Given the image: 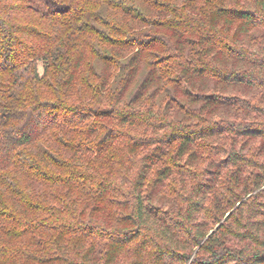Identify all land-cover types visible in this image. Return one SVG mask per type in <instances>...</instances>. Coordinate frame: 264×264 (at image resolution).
I'll list each match as a JSON object with an SVG mask.
<instances>
[{"label":"trees","instance_id":"obj_1","mask_svg":"<svg viewBox=\"0 0 264 264\" xmlns=\"http://www.w3.org/2000/svg\"><path fill=\"white\" fill-rule=\"evenodd\" d=\"M263 104L264 0H0V264H264Z\"/></svg>","mask_w":264,"mask_h":264},{"label":"rangeland","instance_id":"obj_2","mask_svg":"<svg viewBox=\"0 0 264 264\" xmlns=\"http://www.w3.org/2000/svg\"><path fill=\"white\" fill-rule=\"evenodd\" d=\"M250 94L251 93L246 94L247 99H250V98H248V96ZM252 94H254V93H252ZM251 96H249V97H251ZM258 97H262V94H259ZM255 103H257V101H255ZM261 106L264 107V104L261 105ZM238 141L239 142H237V144H236V147H237L236 151L240 152V148L239 147L244 145V140H238ZM256 141L257 140L247 141L246 145H248V147H251V151L248 152V150H244L245 152H243V154H247L246 155L247 158H249L251 161L256 162L258 165H260L262 167V169H264V152H263L262 155L257 156V157H255L254 154H253V151L255 149H257L259 147V145H261L260 141L259 142H256ZM217 159H222V156H220ZM253 171L255 173L258 172V170H256L255 168L253 169ZM263 194H264V182H263V185L261 186V188H258L256 190L251 191L250 193H247L238 203H236V204L234 203V205L232 206L231 210L222 219L221 223L224 222V220L226 218H228L231 214L235 213L237 211L236 209L239 206H241V204H244V203L247 204V206L244 207V209L247 211L246 214H245V217H249L250 213H252V211L254 209H263L262 207L264 205V199L260 198ZM244 222H245V219H244ZM241 231H243V230H241Z\"/></svg>","mask_w":264,"mask_h":264}]
</instances>
